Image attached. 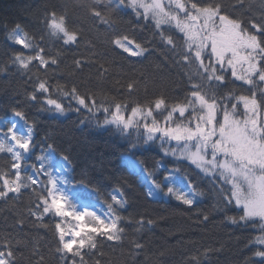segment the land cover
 <instances>
[{"label":"snow or ice","instance_id":"obj_1","mask_svg":"<svg viewBox=\"0 0 264 264\" xmlns=\"http://www.w3.org/2000/svg\"><path fill=\"white\" fill-rule=\"evenodd\" d=\"M257 2L259 11L253 15ZM75 7L82 16L70 17L66 6L44 0L29 13L30 28L18 23L11 31L0 30L16 49L0 74L12 70L22 78L24 100L41 113L60 118L76 113L82 115V127L112 126L124 134L142 127L144 148L155 147L158 140L162 158L185 166H172L171 175L185 181L182 187H172L169 177L162 175L169 171L168 165L158 159L154 171L148 172L147 179L153 181L148 196L162 195L193 210L200 224L210 219L201 206L207 193L188 173H198L213 184L220 181L217 200L223 203L214 207L231 211L223 222L258 233L245 245L253 249L245 264L249 260L264 264V0L247 4L234 0L232 8L242 9L241 17L226 12L220 0H81ZM124 23L132 27L122 30ZM149 29L150 38L145 40L143 33ZM151 38L164 46L183 73L184 94L177 93L175 99L161 93L133 101L140 85L147 92L148 77L115 71L114 57L130 65L147 59ZM68 53L72 54L69 80L54 86L50 73H56ZM85 70L86 80L77 82L75 77ZM109 84L119 95L104 94L112 93L105 87ZM7 109L13 119L0 128V158L5 160L0 167V204L11 203L12 220L0 226V264H49V257L56 264H107L104 248L123 247L130 229L128 255L133 262L138 260L147 248L141 234L154 221L125 215L129 200L123 188L111 185L105 195L86 171L78 183L106 212L100 215L71 204L58 187L63 181L53 177L45 157L36 152V122L28 124L25 108ZM14 118L24 121L26 134H20ZM42 139L41 152L58 148L52 135L45 133ZM128 151L136 152L137 146ZM61 159L75 172L65 154ZM131 163L137 169L142 161L131 159ZM146 168L137 170L144 173ZM25 193L28 202L18 208ZM68 219L73 221L70 227L63 223ZM212 252L201 246L187 254L185 264H205Z\"/></svg>","mask_w":264,"mask_h":264},{"label":"trees","instance_id":"obj_2","mask_svg":"<svg viewBox=\"0 0 264 264\" xmlns=\"http://www.w3.org/2000/svg\"><path fill=\"white\" fill-rule=\"evenodd\" d=\"M44 0H0V30L6 28L7 31L13 30L18 23H23L25 27H31L28 21L29 13ZM53 3L66 6L70 17L82 16L75 5L81 0H51ZM226 12H230L236 17H241L242 9L232 8L234 0H220ZM248 0H245V4ZM259 11L258 2L252 5V14L255 15ZM247 24V16L244 17ZM124 21H128V17H123ZM88 24L85 22V28ZM122 30H128L132 25L124 23L120 25ZM131 35L132 33L129 32ZM5 32L0 31V67L7 68L11 55L16 51L14 47L9 45L4 39ZM145 40L150 38V29L143 33ZM39 39V31H37V40ZM35 43V41H33ZM148 47L152 49L147 59L140 63L129 64L119 57L116 60L115 71L125 74L126 76H147L149 83L147 92L144 86L140 85L139 90L133 95L132 100L137 97L141 100L146 97L163 94L167 99L172 100L177 97V93L184 94V79L180 68L172 63L170 54L165 50L164 46L158 42L156 38H151ZM53 53L55 49H52ZM67 59L62 63L55 74L50 73V83L54 86L57 82L63 84L69 80L71 64V53L66 54ZM88 70L79 77H75L77 82L86 80ZM25 82L18 75L9 70L8 75L0 74V128L6 127V121L12 120L11 112L7 109L9 106L25 108L28 124L36 122L35 139L36 152L45 157L44 163L48 167L49 172L54 177L56 169L64 161L61 155L65 154L71 165L74 166L75 172L67 166L63 171V184L67 191L79 195L86 203L89 210H94L100 215H104L106 208L98 201L91 192L79 184L82 171H86L91 182L97 184L99 190L103 194H107L111 185H120L127 194L126 199L129 200V208L125 215H133L139 219H152L154 226L150 230L142 233L143 240L147 242L146 252L142 254L138 260L133 262L128 255V240L132 238L131 229L129 236L126 237L123 247L113 250L105 247V261L107 264H185L187 254L195 251L197 248L211 247L213 252L211 258L205 264H245V258L250 256L252 248L245 247L251 235H257L250 228L241 225H229L224 221L226 214H232L230 210H218L214 205L222 204L223 201L217 200L220 195L221 182L213 184L208 179H202L198 173L189 172L192 180L196 183L197 188H203L207 193L205 203L202 206V212L210 214L207 223L200 224L191 209L178 205L174 200L164 198L157 195L155 200L147 197L145 189L140 184V177L146 178L147 182L152 184L151 178L147 179L148 172L154 171V165L159 159L165 165H168L169 171H164L163 176L171 175L172 166L179 165L185 167L183 162H177L162 158L156 146L151 149L143 147L145 133L142 127H134L126 134L122 130L112 126H107L103 130L96 129L92 126H80L82 115L71 113L67 118L53 117L46 113H41L35 105L29 107L24 100ZM112 93H104L109 97L119 95L112 86L106 85ZM83 92L84 89L82 88ZM98 95L100 93L98 92ZM4 105V106H3ZM164 116L158 115V119ZM103 119V116L100 117ZM14 122L18 124V130H23L26 134V125L19 118H14ZM45 133L52 135L57 142V149L48 152H41V146L45 143L42 139ZM51 143L52 141H48ZM137 146V151L130 153L128 149ZM3 154H0L2 157ZM131 159L142 161L139 168L146 165L144 173L139 171V176L132 173ZM5 160L0 158V167H3ZM30 173V171H28ZM157 179L162 176H157ZM176 178V176L174 177ZM185 183L183 177L177 178V186L182 187ZM174 187V186H172ZM177 187V188H178ZM224 191H228L226 185H223ZM166 191V189H165ZM195 191V190H194ZM29 196L25 193L23 200L19 203L18 208H22L28 202ZM203 199V198H202ZM78 208L77 205L74 204ZM11 203L0 204V226L6 223L10 224L12 216L10 215ZM52 220L51 217L48 218ZM47 222V221H46ZM66 227H70L73 221L70 219L63 222ZM40 235H44V230H40ZM51 240V231L47 234V241ZM49 264H56L49 257ZM247 264H260L258 261L249 260Z\"/></svg>","mask_w":264,"mask_h":264},{"label":"rangeland","instance_id":"obj_3","mask_svg":"<svg viewBox=\"0 0 264 264\" xmlns=\"http://www.w3.org/2000/svg\"><path fill=\"white\" fill-rule=\"evenodd\" d=\"M161 119L160 120H163L164 119V116L160 117ZM18 125V124H17ZM21 135H24V131L23 130H20L19 131ZM157 144L160 146L159 144V141L157 140L156 141ZM167 146V143H165V145H163V147H166ZM161 147V146H160ZM34 159V157L32 158ZM31 162V160L29 161ZM64 166L63 165H60L58 170L56 171V173L54 174V177L58 180V181H62V170H63ZM137 169H139V167L137 166ZM134 166H132V172H134L135 174L138 173L139 170H137ZM27 171H30L31 172V169H28ZM175 176H170L169 177V186H174V187H178L176 182H177V178H174ZM140 182L141 184L144 186L146 192H147V195H148V190H149V187H152L151 184L147 183L145 178H141L140 179ZM58 187L65 193V195L68 197L69 199V202L71 204H76L78 206V208L80 210H83L84 207H88L87 206V203L79 196V195H74L72 193H68L63 184L62 183H58ZM179 188V187H178ZM151 199H155L157 198V195L156 196H153V197H150ZM67 226V224H66Z\"/></svg>","mask_w":264,"mask_h":264}]
</instances>
